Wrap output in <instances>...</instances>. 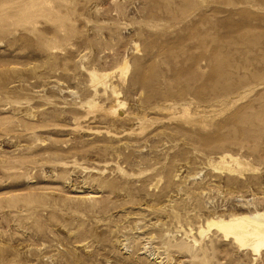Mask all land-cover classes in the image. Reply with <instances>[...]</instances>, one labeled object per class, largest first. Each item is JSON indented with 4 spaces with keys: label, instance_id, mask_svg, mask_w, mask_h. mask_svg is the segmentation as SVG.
Segmentation results:
<instances>
[{
    "label": "rangeland",
    "instance_id": "obj_1",
    "mask_svg": "<svg viewBox=\"0 0 264 264\" xmlns=\"http://www.w3.org/2000/svg\"><path fill=\"white\" fill-rule=\"evenodd\" d=\"M263 196L264 0H0V264H264Z\"/></svg>",
    "mask_w": 264,
    "mask_h": 264
},
{
    "label": "bare ground",
    "instance_id": "obj_2",
    "mask_svg": "<svg viewBox=\"0 0 264 264\" xmlns=\"http://www.w3.org/2000/svg\"><path fill=\"white\" fill-rule=\"evenodd\" d=\"M125 58L121 64L124 65V67L127 65V60ZM95 81L100 82V80L96 78ZM111 100L118 102L116 92H113ZM259 209H261V207ZM206 227L209 230L217 232L225 240H232L238 249L249 250L254 255L264 253V212H248L243 210L236 213L231 212L228 215L221 214L215 218L207 219ZM203 232H205L204 229H199L198 231L200 235H202ZM194 242L196 241L194 240Z\"/></svg>",
    "mask_w": 264,
    "mask_h": 264
}]
</instances>
